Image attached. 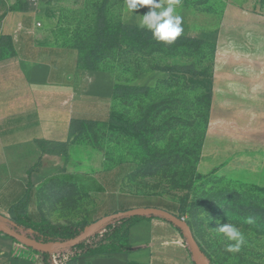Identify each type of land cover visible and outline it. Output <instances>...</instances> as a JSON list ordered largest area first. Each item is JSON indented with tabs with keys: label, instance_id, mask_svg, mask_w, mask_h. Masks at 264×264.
<instances>
[{
	"label": "rangeland",
	"instance_id": "374dc122",
	"mask_svg": "<svg viewBox=\"0 0 264 264\" xmlns=\"http://www.w3.org/2000/svg\"><path fill=\"white\" fill-rule=\"evenodd\" d=\"M17 1L29 6L26 12L57 44L78 50L85 70L110 74L115 85L147 88L113 96L102 111L95 108L92 124L70 141L73 154L80 160L88 152L109 168L130 164L126 188L171 200L175 215L191 228L203 264H264V117L253 113L263 103L249 97L264 84V0H181V35L200 42L171 48L147 47L120 31L121 25L139 27L150 10L143 6L125 15V0H0V30L25 13ZM177 66L192 67L197 77L165 71ZM229 83L235 94L245 89L252 108L249 121L232 124L250 173L245 179L214 170L215 129L226 135L230 126L216 123L215 94ZM238 107L235 100L233 118ZM111 120L135 124L137 132ZM227 223L245 234L238 253L227 252L226 237L214 231Z\"/></svg>",
	"mask_w": 264,
	"mask_h": 264
},
{
	"label": "crops",
	"instance_id": "0c3cea01",
	"mask_svg": "<svg viewBox=\"0 0 264 264\" xmlns=\"http://www.w3.org/2000/svg\"><path fill=\"white\" fill-rule=\"evenodd\" d=\"M3 36L11 37L12 50L3 43ZM114 86L110 74L96 75L81 68L78 50L57 44L32 12L22 13L1 28V219L10 220L12 207L25 198L31 221L45 219L54 225L89 226L109 215L142 208L175 214L177 207L171 200L126 188V177L133 172L130 164L109 168L88 152L80 160L73 154L72 120H93L98 115L95 108L102 111L113 97ZM262 86L257 84L258 93L249 97L263 103L260 110L253 108L263 118ZM234 91L229 83L215 94V109L221 115L216 123L230 126L226 135L215 129L214 170L245 179L250 173L245 154H239L243 150L236 149L232 124L249 121L252 108L246 103L245 89ZM235 100L238 118H233ZM42 142H68V155L49 153ZM129 240L132 250L128 253L79 256L77 264H195L185 238L166 220L137 223L130 229ZM0 264L46 263L42 255L0 232Z\"/></svg>",
	"mask_w": 264,
	"mask_h": 264
},
{
	"label": "trees",
	"instance_id": "16d2710c",
	"mask_svg": "<svg viewBox=\"0 0 264 264\" xmlns=\"http://www.w3.org/2000/svg\"><path fill=\"white\" fill-rule=\"evenodd\" d=\"M20 5L18 11H28L29 6L23 4L21 1H17L15 5ZM15 5L13 7H15ZM105 29V23L103 17H100L99 20V31L103 32ZM120 31L127 37L134 36L137 38V41L147 47H164L171 48L176 46H182L189 42L195 41L199 43V40H193L191 38L180 35L174 42L171 44L160 42L154 39L152 33L147 29H142L133 25H121ZM3 43L6 42L8 49L12 50L13 46L11 43V37L3 36ZM79 66L81 65V59L79 57ZM90 68V66H89ZM84 69V68H83ZM169 74L180 73V74H190L193 77H197V73L193 70L192 67L188 66H177L165 70ZM147 90L146 87L139 86H125V85H115L113 89V96H127L131 94L143 93ZM111 123L120 125L121 127L132 131L137 132L135 124L121 123L115 120H111ZM87 124H92L90 120L75 119L72 120L70 126V137L77 136V134L85 127ZM44 145L45 151L49 153H57L61 155H68V142H57L55 144H50V142H42ZM50 145V146H49ZM53 145L55 147H53ZM28 205V198L23 199L11 209V219L4 220L10 228L15 230L18 233L27 235L39 242L43 243H54L59 241H68L71 239L79 238L83 233L85 228L88 226V223L83 225H54L48 220L43 219L42 221L36 223L31 221L29 218L26 207ZM176 214V213H175ZM180 217V216H179ZM159 218L166 220L161 217H131V218H119L112 221H108L94 230L89 237L72 248H54L52 254L42 253L34 250L27 245L14 240L15 244L21 245L24 248L33 251L37 254L43 256V259L46 264H54L53 260L57 264H77L79 256L87 255H99V254H113V253H128L132 250V246L129 240V233L131 227L136 225L145 219ZM180 218H183L182 216ZM168 221V220H166ZM171 223L170 221H168ZM172 224V223H171ZM188 224V223H187ZM178 229V228H177ZM185 241L187 243L184 233L178 229ZM201 253L202 250L199 248Z\"/></svg>",
	"mask_w": 264,
	"mask_h": 264
},
{
	"label": "clouds",
	"instance_id": "9594fccd",
	"mask_svg": "<svg viewBox=\"0 0 264 264\" xmlns=\"http://www.w3.org/2000/svg\"><path fill=\"white\" fill-rule=\"evenodd\" d=\"M143 6H148L150 10L141 16L139 27L149 30L154 39L171 44L183 33V17L178 11L181 0H125L124 14L135 13ZM246 222L251 224L254 220L249 217ZM214 231L226 237L227 252L238 253L247 243L245 234L232 223L219 225Z\"/></svg>",
	"mask_w": 264,
	"mask_h": 264
},
{
	"label": "water",
	"instance_id": "95a60500",
	"mask_svg": "<svg viewBox=\"0 0 264 264\" xmlns=\"http://www.w3.org/2000/svg\"><path fill=\"white\" fill-rule=\"evenodd\" d=\"M149 216H154V217H161L164 218L168 221H170L175 227L180 229L187 240V245L190 249V252L192 254L193 261L195 264H203V253L200 251V247L195 240V237L193 235V232L185 219L178 217L177 215L163 210L159 208H142V209H133V210H127L119 213H115L112 215H109L105 218H102L101 220L87 226L84 230V233L76 239H71L68 241H59V242H54V243H43L39 242L27 235L21 234L13 230L8 226L7 223L4 222L3 219L0 218V232L8 235L14 240H17L28 247L37 250L38 252L42 253H49L52 254L54 251V248H72L86 240L89 235L96 230L98 227L103 225L104 223L108 221H112L115 219L119 218H131V217H149ZM207 263V262H205Z\"/></svg>",
	"mask_w": 264,
	"mask_h": 264
},
{
	"label": "built area",
	"instance_id": "2783aa9c",
	"mask_svg": "<svg viewBox=\"0 0 264 264\" xmlns=\"http://www.w3.org/2000/svg\"><path fill=\"white\" fill-rule=\"evenodd\" d=\"M183 219H184V218H183ZM53 262H54L55 264H57L55 260H53Z\"/></svg>",
	"mask_w": 264,
	"mask_h": 264
}]
</instances>
